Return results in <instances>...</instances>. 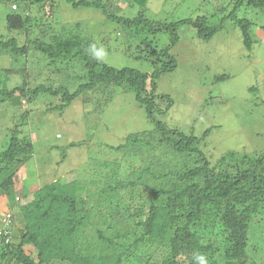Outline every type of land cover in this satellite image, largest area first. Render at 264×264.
<instances>
[{
	"label": "trees",
	"instance_id": "trees-1",
	"mask_svg": "<svg viewBox=\"0 0 264 264\" xmlns=\"http://www.w3.org/2000/svg\"><path fill=\"white\" fill-rule=\"evenodd\" d=\"M7 1H20L19 9L15 5L6 15L9 31L22 30L26 24L28 30L36 21L42 33L48 32L42 18L44 5L50 0ZM71 1L75 7H92L108 15L103 0ZM135 2L143 8L139 15L118 20L144 34L141 43L150 49L149 55L156 56L153 72L110 65L102 54L98 58L90 50L94 46L99 52L96 45L70 35L33 43L50 58L49 66L75 61L82 65L83 75H78L75 90L68 81L58 83L51 76L34 87L26 82L8 90L0 75L1 100L25 96L32 102L49 95L58 98L59 103H51L59 110L86 90L100 94L96 102L100 109L120 87L134 93L153 126L149 131L129 134L122 144L112 147L123 150V157L102 160L100 170L93 171L89 179L55 180L24 197L20 209L25 228L16 240H9L8 234L0 240V264H199L200 255L207 264H244L250 258L251 225L264 202V152L253 156L242 151L217 153L220 158L212 163L200 146L210 129L199 137L168 127L158 117L171 109L174 100L169 94H157V80L178 66L173 48L181 39L183 27H191L208 41L230 19L242 31L246 47L252 49V22L236 15L245 6L264 11V0H236L228 14L226 9H216L219 14L226 12L218 22L207 15L154 21L145 14L147 0ZM160 33L168 34L169 39L159 51L162 43L149 41L146 36ZM29 46L21 44L17 36L0 34L2 56L27 55ZM225 77L216 75L214 83ZM18 128L12 129L9 146L0 152V164L6 162L0 167L3 190L14 184L18 168L34 153L32 140L24 142ZM182 156L184 161L179 162ZM124 166L128 168L123 171ZM249 264L264 262L253 260Z\"/></svg>",
	"mask_w": 264,
	"mask_h": 264
},
{
	"label": "rangeland",
	"instance_id": "rangeland-1",
	"mask_svg": "<svg viewBox=\"0 0 264 264\" xmlns=\"http://www.w3.org/2000/svg\"><path fill=\"white\" fill-rule=\"evenodd\" d=\"M103 1L108 15L92 7H75L71 0L46 1L42 18L48 30L45 34L36 21L28 30L26 24L22 30L9 31L6 15L15 5L19 9L20 1L0 2V34L6 38L17 36L21 44L30 45L27 55L12 58L0 55V75L5 80V88L12 90L26 82L34 87L50 76L58 83H71L72 91L78 88L82 65L75 61L76 64L49 66L50 58L48 60L33 43L43 38L49 42L55 36L77 35L83 42L96 45L110 65L153 72L156 56L149 55L150 49L141 43L144 34H137L134 27L129 28L118 20L135 18L143 8L135 0ZM235 2L147 0L144 11L154 21L207 15L218 22L231 11ZM216 9H226V12L219 14ZM236 16L252 22V49L246 47L242 31L230 19L208 41L197 36L191 27H183L181 39L173 48L178 66L157 80V94H169L174 100L171 109L158 117L168 127L188 134L194 132L199 137L210 129L200 146L212 163L220 158L217 153L242 151L253 156L264 152V11L245 6ZM149 36H146L149 41L156 39L162 43L159 51L169 39L166 33ZM219 74L226 77L214 83V77ZM115 90L108 105L100 109L96 105L100 94L93 90H86L64 110L54 109L55 103L51 101L56 102L58 98L49 95L34 98L32 102L25 96L0 99V152L9 146L16 125H19L20 138H24V142L32 140L34 145V153L14 175V184L6 190L0 189V217L12 214L15 240L25 228L20 209L24 197L55 180L89 179L93 171L100 170L102 160L123 157V150L116 151L112 147L122 144L129 134L153 128L134 93L120 87ZM75 142L78 145H71ZM181 161H184L183 156L179 158ZM5 165L3 162L0 167ZM127 168L124 166L123 171ZM250 236V258L244 264L253 260L264 262V202L254 216Z\"/></svg>",
	"mask_w": 264,
	"mask_h": 264
},
{
	"label": "clouds",
	"instance_id": "clouds-1",
	"mask_svg": "<svg viewBox=\"0 0 264 264\" xmlns=\"http://www.w3.org/2000/svg\"><path fill=\"white\" fill-rule=\"evenodd\" d=\"M91 51H93L94 52V54L99 58L100 57V55H101V53L100 52H97V51H95V49H94V46H93V48L92 49H90ZM9 217V219H10V223H9V225H6V221H5V219H7ZM12 219H13V216H12V214L11 215H8V216H6V214H4V216L1 218L0 217V222L2 223L1 225H0V231H2V230H8V239L9 240H11L10 238H12L13 236H14V228H13V226H12ZM1 236V235H0ZM3 238H6V236L5 237H3ZM2 239V238H1ZM28 248V246L26 247V249ZM197 259H198V261H199V264H207V261H206V258L204 257V256H202V255H200V256H198L197 257Z\"/></svg>",
	"mask_w": 264,
	"mask_h": 264
},
{
	"label": "built area",
	"instance_id": "built-area-1",
	"mask_svg": "<svg viewBox=\"0 0 264 264\" xmlns=\"http://www.w3.org/2000/svg\"><path fill=\"white\" fill-rule=\"evenodd\" d=\"M5 221H6V225H9V223L11 222L9 217L7 219H5ZM7 233H8V230L0 231V235H1L0 236V240H1V238L5 237Z\"/></svg>",
	"mask_w": 264,
	"mask_h": 264
}]
</instances>
